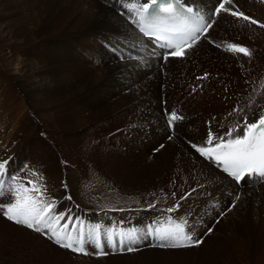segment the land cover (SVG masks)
Masks as SVG:
<instances>
[{"label": "bare ground", "instance_id": "obj_1", "mask_svg": "<svg viewBox=\"0 0 264 264\" xmlns=\"http://www.w3.org/2000/svg\"><path fill=\"white\" fill-rule=\"evenodd\" d=\"M217 1L183 0V3L199 9L207 17ZM247 1L234 0V4L238 2L240 6H245ZM242 6L238 9L245 12ZM258 6L256 7L259 8ZM121 12L125 15H121ZM258 12L263 23V10L259 8ZM257 28V25H250L230 14L221 13L215 19L208 36L216 44L235 43L239 40L242 43L253 44L251 48H248L252 53L249 59L243 54L233 55V53L225 52L222 48L202 39L188 51L184 58L170 57L165 62L162 59L165 52L158 49L153 40L146 39L134 29L126 10L117 0H0V44L4 43L1 48L6 46L1 49L0 64L2 61L4 65L7 64L12 68L14 84L12 87L11 82L5 81L0 74V111L10 113L18 101L25 108L29 106V108L37 109L44 105L49 121L53 125L58 124L62 129L61 141L65 137H71L74 141L78 140L88 133L99 119L120 117L119 119L126 123L123 124L122 130L111 133V145H108L106 152L113 168H116L114 170H117L118 163L122 162L123 181L145 183L150 175L155 178L159 169L164 174L169 169L172 172L175 166L179 171L174 170V172L177 174L184 172V185L189 189L187 188L188 191L184 192L187 198L179 204L177 209L181 217H176L187 220V231L194 234V239H203L202 245L196 248H185L181 252L175 251L172 254L153 247L155 241L148 237L136 245L138 251L128 254V261L132 264H194L195 262H197L195 264H206V260L217 261L221 259L224 252V249L220 248V242H217L222 239L225 245L232 247V252L237 254L240 263L242 261L245 264H264V181L246 177L247 182L242 181L240 185H237L216 164L201 157L193 148L186 146L177 138L178 131L189 124L188 118H184L183 122L180 120L174 122L175 131L171 132L167 128L166 116L161 106L162 94L168 93L171 99L168 100L167 108L171 110L175 108L174 106L180 102L178 96L180 90L185 89L189 80L196 81V77L193 76L195 71L201 72L198 77H204L206 75V73L203 74L206 72L204 68L210 70L222 68L221 71L230 73L229 76L234 81H237L236 77H245L248 70L251 71L252 68H245L244 61L255 66L262 62L263 56L257 48L260 42L255 33ZM261 29L264 34V28ZM249 36L255 41H249L251 40ZM25 46L31 51L29 64L28 60L26 62L25 55L22 54ZM201 51H203L202 54ZM192 54L197 55L198 58L189 66L188 60ZM235 61L238 64H235ZM162 65L185 68L182 67L183 71L180 74L174 68H170L167 76V73L163 75V70L160 69ZM164 76L168 77V83H165L167 79ZM208 80L210 85L204 89V93L200 91L201 95H197L193 101L189 99L191 102L188 101L196 111H201V108L208 105L219 106L223 102L218 100L219 95H222L221 87L217 88L219 83L222 85V79L219 82L212 79L213 82L211 78ZM253 80L251 85L253 89L249 97L255 101L247 107L250 118L264 111L262 109L264 87L259 86L258 82L254 84ZM160 85H165L163 90ZM104 99L110 101L111 106ZM106 102L111 109H114L104 111ZM20 109L21 111L17 110L22 112L23 109ZM168 111L167 113H170V110ZM176 112L180 116L184 113L181 108ZM1 114L0 135L2 131L5 133L7 126L12 124L9 119L7 121L2 119L4 112L2 116ZM221 115L220 120H223L225 124L223 125L217 119L215 122L222 124L221 128L226 134L237 126L238 116L229 115L227 112ZM198 120H195V127L191 129L190 135L192 139L198 140L197 144L200 146L205 143L199 142L205 134V126L202 120L200 122ZM208 122L210 121L206 120V123ZM19 124L24 126L25 122L19 121ZM41 128L44 127L37 122L36 129L41 130ZM240 131H243L242 127ZM236 134L233 133V135ZM213 136L216 135L213 134ZM73 140L70 145L74 143ZM188 144H191L190 140ZM0 146H3L2 143ZM3 150L0 149L2 154ZM51 152L52 149L46 151V158L52 154ZM1 157L3 156L0 155ZM171 166H174L173 170ZM182 168H186L187 172L182 171ZM72 185L73 191L77 192V194L74 193L75 197L77 196L75 200L80 202L85 200L79 189L78 177L73 179ZM174 202L175 200L169 202L167 207H172ZM164 203L156 204L155 207L139 208L141 210L138 211L134 209L136 211H130L128 214L122 212L128 219L126 218L127 223L121 227L120 221L116 218H120L123 214L113 212L109 213L107 218L112 222L111 226L117 230L131 228L146 230L149 225H153L156 218L171 216L167 209H160ZM80 205L77 203L72 205V211L74 212L73 209L82 211L77 207ZM95 216L100 217L96 213ZM217 220L218 223H216ZM156 224L157 222L153 226ZM209 229L212 230L207 234ZM219 236L222 238L219 239ZM144 247L149 250H142ZM177 254L187 255L185 256L187 258L181 260L171 258ZM124 258L125 256H119L116 260L117 264H122L125 261ZM170 258L174 262L168 261ZM95 261L97 263L91 259L81 258L78 263L98 264V261L110 263L107 257ZM73 262L67 261L66 264H74Z\"/></svg>", "mask_w": 264, "mask_h": 264}, {"label": "rangeland", "instance_id": "obj_2", "mask_svg": "<svg viewBox=\"0 0 264 264\" xmlns=\"http://www.w3.org/2000/svg\"><path fill=\"white\" fill-rule=\"evenodd\" d=\"M217 3H215L214 5L216 6ZM235 5L239 8L242 6V5L240 6L238 2H236ZM257 5H259L258 7L261 8L264 13V0H248L246 5L242 6L244 7V10H245L244 13L246 15L258 21V24L256 25L258 26L259 30L257 28V31L255 33H256L257 39H259L260 42L257 48H258V51H260L263 56L261 58L262 62L257 63L256 66L250 65L249 63L245 61L243 62L245 68L246 67L252 68L251 71L248 70L247 72L248 74L246 75L247 77L246 76L243 78L236 77L237 81H234L229 76L230 73L228 74V72L226 71L224 72L221 71L222 68L221 69L218 68L214 70L204 68V71L206 72H204L203 74L206 73L207 78L198 79V76L199 74H201V72L195 71V74L193 76L196 77V81L193 82L189 80L186 83L185 89L183 88L182 90H180L181 92L179 91L180 93L178 94V96H179L180 102L177 105H175L174 106L175 108H173L172 110L167 108L168 100L171 99L169 94L168 93L162 94L163 97H161V100H162L161 106L164 112L163 114L165 116L167 112H169L168 110L172 112V111H177V109L181 108L183 109L184 113H182L181 117H183V119L180 121L183 122L184 118H188L189 124L181 128L177 134V138L183 141L185 145L188 147H191V144L193 143L196 144L197 146L199 145L197 144L198 140L192 139L190 135L191 129L195 127L196 119L197 120L199 119L198 120L199 122L202 120L201 122L203 126H205L204 127L205 137L203 136L201 140L199 139V142H205L206 133L208 130L209 131L207 135L209 134V132H213V134H215L216 136H224L225 131L222 130L221 126L222 124L224 125L225 123H223L224 122L223 120H220L222 116L221 114L226 113V112L228 114L232 113L233 115L239 117V118L237 117L236 119L237 120L236 125L238 126L239 124L240 125L243 124L244 115L249 117L248 110H247L248 105L251 103L253 104V102L255 101V100H251L249 97L250 91L253 89V87H251L252 80L254 79L253 80L254 84L258 82L259 86L262 85V87H264L263 86L264 84L263 82L264 81V63H263L264 61V37H263L264 34L262 32V29L259 27V24H264V22L263 23L261 22L262 20L260 19V15L258 12L259 8L256 7ZM251 7L254 8L255 10L252 9ZM243 23L244 22H242V25ZM250 25H253V24H250ZM250 31H252V29ZM249 39H251V36H249ZM233 41H236V40H233ZM249 41H255V40L251 39ZM3 44L4 43L0 44V52L2 51L1 49L6 48V46L4 48H1ZM235 44L241 45L247 48H251L252 47L251 45H253L250 43L249 44L242 43L240 40L236 41ZM5 50L7 51V49ZM200 53L202 54L203 51H201ZM22 54L25 55L26 62L28 60V64H29L30 62L29 60L31 57L30 56L31 51L26 47L22 50ZM192 55L189 57V60H188L189 66H190V63L195 62V59L198 58L197 55L195 54H192ZM246 58L249 59L248 57ZM4 64L5 63L1 61L0 74L2 75L5 81H8L9 83L11 82L10 85L14 87V84L12 81L13 80L12 68L8 67L7 64L6 65ZM28 64L26 63L27 66ZM235 64H238V62L235 61ZM164 65H162L160 68L161 70H163L162 72L163 75L167 73L166 75L168 76L169 74L168 70L170 68L171 69L174 68L175 70L179 72V74L180 72L183 71L181 70L183 66L164 67ZM167 76H164L167 79L165 80V83L168 81ZM210 78L211 80L213 79L214 81L216 79L217 82H219L222 79L221 80L222 85H220L219 83L217 88L219 86L221 87L220 90L222 94V95H219L220 98H218V100H221L224 103L221 102L222 104L219 106H216L215 104L212 106L208 105L204 108H201V111H196L194 110V108L189 102L193 101V99L197 97V95H201L202 93H204L205 91L204 89L208 85H210V83L208 82L209 81L208 79ZM204 81L207 85L204 83ZM240 83L241 85H239ZM164 87L165 85H160L161 90H163ZM189 99H192V100L190 101ZM18 103L20 104V101H18L17 104H15L16 106H14L13 111H10V113H6L5 111H3L5 115H3V118L1 117L3 120L5 119L6 121L9 119L10 120L9 122L12 124H10V126H7V129L6 128L5 130L2 129L4 130L5 133H3L2 131L0 135V144L2 143V145L4 146L5 143H7L4 147L0 146V149H4L3 154L2 152H0V155L3 156L1 157L2 159L0 158V162H3L4 160L8 161V165H7L8 174L9 175L13 173L18 174L24 181L37 179V177H33L30 175V171L32 170L41 174L43 176L42 183L47 188V196L54 199L57 202V206L55 209L56 212H67L68 210H70V215L72 216L73 220H77V219L82 220L84 221L86 226L100 224L103 229H107V228L112 227L110 224L112 222H110V219L107 218V215H109V213L118 212L120 214H123V213L128 214L130 213V211H133V212L136 210L138 211V210H141L139 208H143V207L147 208L151 204L156 205V204H161L162 202H165L163 205L164 208L161 207L160 209L166 210L169 208L167 207L169 205V202H172L173 200H175V202L173 203L175 205L177 203L181 204V202L184 200L182 199V196L183 197L186 196L185 193L186 191H188L189 187H186L184 185V180H183L184 172L183 173L180 172V174L178 173L179 175L176 172H174V170L179 171L178 169H176V166L175 168L174 166H171V169L173 170L174 168V170L171 172L169 169L170 172L167 171L164 174H163V171L160 170L159 169L160 167L158 166L159 171L155 175V178L154 176L150 175L147 179L148 181L145 183H136V182L127 183L126 181H123L122 162L121 163L119 162L117 170H114L116 168H113L111 160L107 156L106 149L108 145H111L110 143L111 142L110 140H112L111 133H113L116 130L117 131L122 130L123 124L126 123L124 122V120H120L119 119L120 117L116 119L110 117L111 120L109 118L102 119V120L99 119L97 124L95 123L88 133H86L84 136L79 138L80 140L78 139L74 141L73 138L71 137L69 138L65 137L64 140L61 141L60 139L63 135L62 129L60 126H58V124L53 125V123L49 121V118L46 116V113L44 111V105L40 106L37 109H32V108H29V106L25 108V106H21L23 104L19 105ZM108 103L111 106V102L108 101ZM223 104H227V105L225 106ZM18 105L20 108L23 109L22 112H20L21 109L18 107ZM109 105L106 102L103 110L107 111L109 109L108 111H111L114 109V108L111 109ZM17 109H19L20 111ZM236 109H240L244 115L236 114V111H235ZM262 109H264V107ZM42 110L43 112H41ZM3 112L0 111V114L1 113L3 114ZM12 113H14V115ZM43 113L45 115H43ZM216 119L220 120L222 124L216 123L215 122ZM248 119H250L251 121L252 118L249 117ZM206 120L210 122L206 123ZM19 121L25 122V125L21 126L19 124ZM165 121H166V117H165ZM203 121H205L204 122L205 125ZM37 122H40V124L42 125V127L45 128V130L44 128H41V130L36 129ZM44 123H45V126H44ZM8 127H10L11 129L10 128L8 129ZM167 128L171 132H174L175 124H174V130L170 129L168 125H167ZM14 134H17V135L14 136ZM171 137L172 136H170V138ZM72 140L74 141V143L70 145ZM188 140L191 141L190 145L188 144ZM21 144L23 145L21 146ZM48 149L49 150L52 149V152H51L52 154L48 155V157L46 158V151ZM38 154L40 155V157ZM51 159H53V161H51ZM182 171L187 172V169L182 168ZM114 176H117V177H114ZM75 177H78L80 179L79 189L83 193V196L85 198V200H81L83 204L79 200H75L77 196L75 197L74 193L77 194V192L73 191V185H72V181ZM7 186H8V181L5 182V188H7ZM68 196H70L71 199L66 198ZM178 196L179 198H176ZM5 202H8L7 196H5L4 198H0V203H5ZM76 203L79 205L81 204L80 205L81 208L80 206H77L79 209H82V211L80 210L81 212L76 209H73L74 212L72 211L71 209L73 208L72 205ZM95 213L98 214L100 217L97 218L95 216ZM170 214H171V217L173 218H177L176 216L181 217L180 213L177 212V210L173 213H169V215ZM123 215L120 218L118 217L116 218L117 221H120L119 222L120 227L127 223V219H128L126 217L127 215H124L125 217H123ZM142 218L143 216L141 217V219ZM65 219H67V217H65ZM166 219H167L166 217H161L159 219L156 218L155 222H158V220L164 221ZM61 223H63V221H61ZM216 223H218V220ZM72 226L73 225L71 224L69 225L70 228ZM76 227H79V225H76ZM209 230H212V229H209ZM209 230H207L206 232L207 234L211 232V231L209 232ZM218 238L221 239L222 237L219 236ZM217 242L218 243L220 242V245H221L220 248L224 249V252L221 255V259L219 258V260L217 261L212 260V262H209L206 260L205 261V263L207 262L206 264H212L215 262L217 264H245L242 261L240 263V260L237 259V254L232 252L231 246L229 247V245H225L223 239ZM147 247L150 248V246H147ZM147 247L142 248V250L143 249L149 250ZM160 249L171 252L172 254L175 251L181 252V250L182 251L185 250V249H162V248ZM86 250L88 251L89 255L73 253L71 250L63 249L59 247L58 245H56L53 241L47 239L44 235L36 233L35 231L29 230L26 227L18 226L14 224L13 222L8 221L2 215H0V264H66L67 261H69L70 263L75 261L76 263L73 262L74 264H80L78 263V261L81 260V258L91 259V261L93 260L94 263H97L95 260H101L106 257L108 258V261L110 263L98 261V264H117L116 260L119 258V256H125L124 258L125 261H123L122 264H132L131 261H128V258H127L128 254H131L132 252L131 253H127V252L112 253L111 249H109L108 247H105L104 251L105 253H108V254L104 256H97V255H94V253L96 252V249L92 247L91 245H86ZM141 256L145 257L143 255ZM185 256L187 255L177 254L171 258L181 260V259L187 258ZM171 258L168 261L174 262V260ZM223 258L225 260L224 263L222 262Z\"/></svg>", "mask_w": 264, "mask_h": 264}, {"label": "snow or ice", "instance_id": "obj_3", "mask_svg": "<svg viewBox=\"0 0 264 264\" xmlns=\"http://www.w3.org/2000/svg\"><path fill=\"white\" fill-rule=\"evenodd\" d=\"M117 2L126 10L128 18L139 34L150 38L160 48L168 50L162 57L165 62L170 57L184 58L202 39L228 53L243 54L249 58L252 55L247 47L227 42L216 44L208 36L215 19L221 13L230 14L253 25L258 24V21L239 11L234 0H218L207 17L199 9L183 3V0H117ZM121 15L125 13L121 12ZM259 27L264 28V24H259ZM206 78V75L198 77ZM235 111L244 115L240 109ZM182 119L183 117L176 111L166 114L167 125L173 130L174 122ZM240 127L243 131H240ZM234 132L237 134L233 135ZM191 147L201 157L222 168L223 172L237 184L247 182L246 177L264 181V111L257 113L251 121L244 115L242 126H235L224 136H213L209 132L203 145L197 146L193 143ZM7 165L8 161L0 162V198L5 196L8 198V202L0 203V215L18 226L44 235L59 247L73 253L89 255L86 245L94 247L96 249L94 255L97 256L108 254L104 251L105 247L111 249L112 253H131L138 251L136 245L148 237L155 241L153 247L162 249H185L203 243L202 239H194V234L187 231L186 219L171 216L164 221H158L155 226L149 225L146 230L136 228L117 230L115 227L103 229L100 224L86 226L82 220H73L70 210L55 211L57 202L47 196V188L42 183L41 174L32 170L30 175L37 179L24 181L18 174L9 175ZM66 198L71 199L70 196ZM178 208L179 204H175L169 207L167 212L173 213ZM70 224L73 225L71 228Z\"/></svg>", "mask_w": 264, "mask_h": 264}]
</instances>
